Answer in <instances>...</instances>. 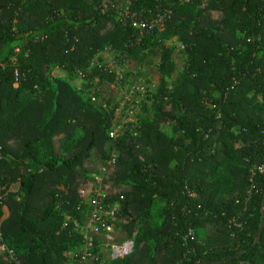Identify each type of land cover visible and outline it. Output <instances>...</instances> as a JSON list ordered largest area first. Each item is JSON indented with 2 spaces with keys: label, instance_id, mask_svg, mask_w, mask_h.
Instances as JSON below:
<instances>
[{
  "label": "trees",
  "instance_id": "trees-1",
  "mask_svg": "<svg viewBox=\"0 0 264 264\" xmlns=\"http://www.w3.org/2000/svg\"><path fill=\"white\" fill-rule=\"evenodd\" d=\"M203 2L0 0V244L22 264L73 263L83 236L63 222L83 219L97 174L137 243L107 264H264V0ZM159 15L152 33L134 24ZM174 36L188 58L169 87ZM107 49L121 62L161 55L139 135L111 139L116 106L95 108L51 76ZM0 264H14L1 248Z\"/></svg>",
  "mask_w": 264,
  "mask_h": 264
},
{
  "label": "rangeland",
  "instance_id": "rangeland-1",
  "mask_svg": "<svg viewBox=\"0 0 264 264\" xmlns=\"http://www.w3.org/2000/svg\"><path fill=\"white\" fill-rule=\"evenodd\" d=\"M207 1L204 0L205 3ZM164 41L173 47L171 54L173 70L166 77L169 87H173L178 77L185 72L188 56L183 44L176 36L171 39H164ZM119 55L120 51L107 49L99 52L92 60L91 66L85 70L77 69L71 74L64 69L54 67L51 76L71 83L77 91L82 93L83 98L89 100L95 108L105 105L108 108L116 106L114 118L108 129L109 132L118 129L115 128V124L117 126L125 125L123 130L139 135L142 122H149L154 117L153 106L163 77L159 68L161 55L155 56L149 53L142 62L134 58L121 62ZM99 69H108L109 72L114 73V80H102L97 74ZM94 98L95 100H93ZM130 108L133 110L132 114L127 113ZM163 128L168 131L170 127L164 126ZM120 132L121 130L118 131V133ZM76 135L77 137L81 136L82 130L78 129ZM95 179L97 180V187L102 188L103 175L97 174ZM4 211L0 224L9 214L7 208ZM82 220H85V216ZM118 222L114 225V231L110 238L106 241L120 242L129 238Z\"/></svg>",
  "mask_w": 264,
  "mask_h": 264
},
{
  "label": "built area",
  "instance_id": "built-area-1",
  "mask_svg": "<svg viewBox=\"0 0 264 264\" xmlns=\"http://www.w3.org/2000/svg\"><path fill=\"white\" fill-rule=\"evenodd\" d=\"M205 5L206 3L203 2L202 7H205ZM163 22L164 15H159L158 18L151 23L135 22L134 24L140 28L141 31L152 33L153 28ZM16 78L18 81V72H16ZM16 85H18V82ZM93 100H95V98ZM104 107H107V105ZM127 113L132 114L133 110L130 108L127 110ZM114 126L118 129L110 131L109 136L111 139L117 140L126 132L123 130L125 125L117 126L114 124ZM120 130L121 132L118 133ZM117 157L118 155L114 149L111 154L110 163H115ZM259 170L264 173V165L260 166ZM105 171L106 168L104 169V172ZM97 185L98 184H95L91 194L85 199L86 206L83 210L85 216L84 221L68 214L65 215L63 227L66 228L71 225L73 231L83 236V244L76 253L72 264H107L110 261L122 259L131 255L137 248L136 240L133 238H125L120 242L106 241L114 231V225L120 221V205L119 203L113 205L106 204V193L102 191L101 187H97ZM82 194H84V191H82ZM1 239L2 234L0 232V240ZM0 248L8 253L10 260L14 262V264H22L14 249L8 248L4 243L0 244Z\"/></svg>",
  "mask_w": 264,
  "mask_h": 264
},
{
  "label": "water",
  "instance_id": "water-1",
  "mask_svg": "<svg viewBox=\"0 0 264 264\" xmlns=\"http://www.w3.org/2000/svg\"><path fill=\"white\" fill-rule=\"evenodd\" d=\"M263 212H264V207H263ZM263 230H264V220H263V222H262V224H261V227H260V229H259V232H258V235H257L256 241H255V243H254V246H256V245L258 244V242L260 241V239H261V237H262ZM242 253H243V252L238 253V254L234 255L233 257H238V256H239L240 254H242ZM233 257H231V258H229V259H226V260H230V259H232ZM206 263H208V262H198V263H196V264H206Z\"/></svg>",
  "mask_w": 264,
  "mask_h": 264
}]
</instances>
